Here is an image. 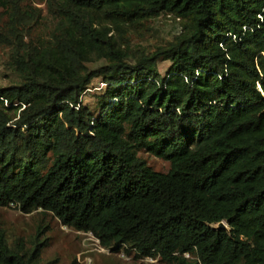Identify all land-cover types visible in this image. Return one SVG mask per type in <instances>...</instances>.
Instances as JSON below:
<instances>
[{"label":"trees","instance_id":"obj_1","mask_svg":"<svg viewBox=\"0 0 264 264\" xmlns=\"http://www.w3.org/2000/svg\"><path fill=\"white\" fill-rule=\"evenodd\" d=\"M39 1L0 0L17 77L0 85V206L166 263L264 264V0ZM161 15L180 31L132 49ZM37 259L0 226V264Z\"/></svg>","mask_w":264,"mask_h":264},{"label":"rangeland","instance_id":"obj_2","mask_svg":"<svg viewBox=\"0 0 264 264\" xmlns=\"http://www.w3.org/2000/svg\"><path fill=\"white\" fill-rule=\"evenodd\" d=\"M35 6L44 5L39 0H29ZM180 31V25L171 15H161L146 23L136 33L131 35L132 49L154 51L164 45ZM8 61V50L0 49V85H6L17 77L5 69ZM100 63L89 64L92 68ZM170 62L160 61L158 69L164 75ZM104 84L100 78H94L81 96V103L93 106L95 95L103 90ZM138 155L156 171L165 172L168 162L146 152L139 151ZM0 226L4 229L10 245L21 244L27 251L37 247V264H171L159 258L140 257L123 248L109 250L100 246L98 240L91 234L76 231L63 224L51 213H43L40 209L26 214L16 205L0 206Z\"/></svg>","mask_w":264,"mask_h":264},{"label":"water","instance_id":"obj_3","mask_svg":"<svg viewBox=\"0 0 264 264\" xmlns=\"http://www.w3.org/2000/svg\"><path fill=\"white\" fill-rule=\"evenodd\" d=\"M226 226H225V223L224 222H219L217 225H216V227L215 228H225Z\"/></svg>","mask_w":264,"mask_h":264}]
</instances>
